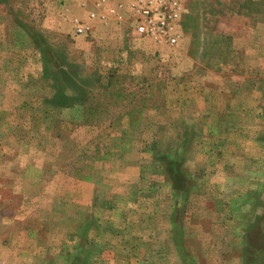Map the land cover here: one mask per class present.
Listing matches in <instances>:
<instances>
[{"label":"rangeland","instance_id":"rangeland-1","mask_svg":"<svg viewBox=\"0 0 264 264\" xmlns=\"http://www.w3.org/2000/svg\"><path fill=\"white\" fill-rule=\"evenodd\" d=\"M0 0V264H264V0Z\"/></svg>","mask_w":264,"mask_h":264},{"label":"built area","instance_id":"built-area-1","mask_svg":"<svg viewBox=\"0 0 264 264\" xmlns=\"http://www.w3.org/2000/svg\"><path fill=\"white\" fill-rule=\"evenodd\" d=\"M135 32L154 38L168 35L182 13L180 0H135Z\"/></svg>","mask_w":264,"mask_h":264}]
</instances>
